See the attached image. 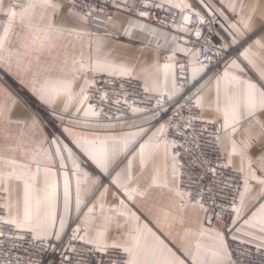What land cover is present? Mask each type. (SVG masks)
<instances>
[{
	"label": "snow or ice",
	"instance_id": "obj_1",
	"mask_svg": "<svg viewBox=\"0 0 264 264\" xmlns=\"http://www.w3.org/2000/svg\"><path fill=\"white\" fill-rule=\"evenodd\" d=\"M171 7L179 8L181 12L185 9L191 10L189 4L181 0L180 3H171L167 0ZM204 3L206 7V0H199ZM141 7L135 8L127 3V0H113V7L119 12L124 10L134 11L141 17H148L149 12L145 9L149 7L147 0H140ZM152 7L161 8L165 4H154ZM227 7L231 11H236V4L229 3ZM241 12L244 5L243 0L240 4ZM254 12L255 9L253 8ZM97 7L88 3V0H25V3L19 4L16 0H0V15L4 16L5 23L0 31V54L7 52L8 56L0 55V63H11L13 55L18 57L17 66L20 65L21 60L25 56H31L32 52L37 53L47 51L49 54L57 48L56 41L65 35L83 34L91 37L92 32L87 27L91 22L96 20ZM223 15V13H220ZM200 16V12L195 13ZM188 15L183 16L185 24L189 21ZM111 22V17L103 23ZM251 16L247 19L241 17L239 23L243 25L245 30H250ZM19 25L24 31L22 33H15V27ZM99 26V25H97ZM175 26V25H174ZM139 27L146 28V24H140ZM231 28L239 35H243L241 29L236 24H232ZM181 31H186V28L181 27ZM152 31H155L152 29ZM13 34L17 37V47L15 50L9 47L11 37ZM127 34V29L125 30ZM196 35L199 36L200 32L197 31ZM237 40L234 38L233 43ZM255 46L264 50V42L256 40ZM23 49V51H21ZM188 53H192L198 58V52L193 50L181 49ZM252 53V46L244 50L241 55L249 60V64L253 68L258 65L254 60L249 59ZM36 60L39 61L40 57L37 55ZM58 54L52 57L48 66L38 69L32 75L31 87L34 92L39 95V98L46 104L52 106L55 112L57 109L54 107L57 101L63 99L60 111L69 115H73L76 119L82 114L84 117L99 116L100 112L94 110V106L89 104L87 108L84 107L85 101L89 100L90 93L94 89L95 95L101 102L108 100L109 93L102 88L96 87V80L102 74L109 77H116L118 75L130 74L132 69L123 64H116L111 62L107 55H101V45L97 43L87 58L81 53L80 57L73 58L71 67L56 68V60ZM172 59L171 56L168 57ZM64 65H67V56L64 59ZM170 65H164V85H168V69ZM183 67V66H181ZM230 68L238 69L240 73L244 69L233 60L229 66ZM27 71V69H26ZM59 71L61 74L55 78L51 75L52 72ZM205 69L203 67L193 69V74L202 73ZM45 73L43 77L41 73ZM91 77V78H90ZM111 81H105V85L110 84ZM78 91H74L77 88ZM123 86L121 85V88ZM176 77H172V88L175 90ZM145 92L150 89L145 86ZM196 108L201 109L203 113L205 98L197 94ZM119 99L115 103L119 104ZM209 108L216 114V118L206 121L208 124L216 125L217 120L222 118V123L216 128L213 133L214 142L221 146L222 150L226 151L228 162L225 164L217 165L220 168H228L233 166V158H239V167L234 168V171L240 173L242 180L243 191L237 189L238 195L231 201V211L236 215L231 219V226L228 224H221L220 228L211 231L204 229L199 230L197 235L203 237L208 236L210 240L209 245H203L199 240L195 243L194 248L184 247L180 251L185 258L177 255V252L170 248L163 240H161L155 233L148 229L147 225L143 229L136 227L125 233L127 240L126 244L105 242V233L107 232V225L113 220L112 217L103 218V230H96L95 235L91 238L88 237L87 232L85 235L77 236L76 233L80 232V228L74 229V235L71 237L68 252H75L76 248L72 245L71 241L79 240L85 245H93L94 251L106 252L109 247L121 249L127 253L128 259L124 264H235L231 259V252L228 250L225 241V231L232 236V239L238 240L240 243L258 242L257 249L264 248V67L259 68V77L257 80L247 78L243 75H237L226 69L221 76L216 77V86L214 95L208 101ZM74 108V112L70 111ZM132 112L141 111L137 108H132ZM2 115V113H0ZM190 119L183 124L168 122L161 124L156 132L149 137L148 141L139 145L138 155L140 157V165L143 169L147 163V159L151 158L154 154L162 152L167 158L171 155L173 161L176 160V154L171 153L170 149L177 146L175 139L169 140L164 138L166 131L169 128L174 130V134L183 137L184 133L182 128H193V121L197 116L189 113ZM203 119V115L199 117ZM183 119V117H181ZM9 122H11L9 120ZM61 124L64 123L62 117ZM72 126H75L74 124ZM206 130V129H205ZM146 129L141 128L139 132L125 134L122 138L115 137L109 139H94L89 140L83 137H75L70 134L69 127H63L62 134L68 135L71 143L74 144L83 154L90 159L103 173H108L110 163L114 160L118 152H124L129 148L136 137L140 133L145 132ZM197 139L194 135L193 140ZM46 140L50 146L54 145L55 149L48 156L49 164H55V158H59V167L64 169L66 167V159L71 160L73 171L79 173L81 171L80 163L71 147L67 143H63L59 136L52 134L51 138ZM181 147L183 145H180ZM147 150V156H146ZM39 151L47 152V149H39ZM64 153H67L65 157ZM23 155V152H22ZM0 163L12 166V171L4 172L0 169V193L6 197L3 203H0V210H3L6 215L0 216V238L15 239L22 241L25 236L22 233L30 234L33 241H43L49 237L54 236L57 240L61 238V231L65 226L64 217H60V230L53 231L56 222V197L55 185L49 184L45 180V187L43 196L40 195L39 189L36 187V176L41 171V161L37 160L36 155L28 157L26 160H17L14 157L0 156ZM207 170L213 174L216 172L215 167H210L209 161L202 162ZM36 165V172H32L31 165ZM132 161L129 160L126 170L122 173H117L116 177L112 179V184L116 185L123 194L132 200L133 192L135 189L129 190L127 183L121 182V175L126 171V179L128 182L132 180L131 174ZM44 172L55 175L51 167L45 166ZM87 173L84 176L87 177ZM64 209L68 211L69 206V180L68 173H64ZM180 177L181 173L177 170V165L173 164L172 184L169 185V180L165 176L163 181H160L158 174L152 177V183L148 187H164L169 191L174 192L180 198L181 206L185 203H194L207 212L204 206L205 199L209 200L211 204H215L217 194L212 188H208L207 192L203 187L197 185L193 187L192 183L186 185L189 191L180 190ZM191 181L194 179L191 175L188 177ZM18 181L22 184V208L18 200L13 205L11 200V191L7 186V182ZM92 183H99V180H93ZM226 188L231 187L230 182L225 183ZM80 184L77 182L76 189V209L80 210L82 203L80 196ZM105 193L108 189L105 188ZM250 193H255L253 196V203L246 205V200ZM144 195V192L140 193ZM187 198V199H186ZM237 200L239 203L237 204ZM119 205L127 207L124 200H119ZM100 210H104V205H99ZM15 208V210H14ZM96 205L88 208V214H92ZM117 211V209H112ZM223 211V209H222ZM118 215L131 216L132 219L138 221L139 217L136 214L128 212H118ZM223 220V217H221ZM87 217L85 223H87ZM9 226V232L6 234L2 228ZM118 228L124 225L117 223ZM133 232L135 234H133ZM147 233V234H145ZM151 237V241H149ZM19 244H14L13 248L19 247ZM211 257V260L208 257ZM61 264H73V258L62 254ZM75 264H83L79 258L75 260ZM112 264H119L118 261H113Z\"/></svg>",
	"mask_w": 264,
	"mask_h": 264
},
{
	"label": "crops",
	"instance_id": "obj_2",
	"mask_svg": "<svg viewBox=\"0 0 264 264\" xmlns=\"http://www.w3.org/2000/svg\"><path fill=\"white\" fill-rule=\"evenodd\" d=\"M151 1L154 3L167 2V0ZM180 2L181 0H171V3ZM183 2L189 4L190 7H199L218 19V31L221 37L229 45L235 44L233 43L234 38L237 40L236 43H240L237 57L231 59L216 71L209 70L197 62L195 55L181 51V49H192L178 43L173 31L156 27L149 22L130 17L123 12H117L111 17V22L105 23V26L119 32L120 36L107 33L100 35L92 33L91 37L76 33L70 36L65 35L56 41L57 48L51 54L47 51L40 53L33 51L30 57L25 56L21 60L19 66H17L18 57L16 55L12 56L10 64L0 63V113H2L0 115V156L26 160L35 154L37 160L41 161V171L36 176V187L39 189L40 195L43 196L45 180L49 184L55 185L57 218L53 228L54 232L61 231L60 217H64L65 226L61 231V235L74 221L84 230V234L87 232L88 237L91 238L95 235L96 230H103V218L112 217L113 220L108 223V230L105 233L106 243L126 244L129 241L124 235L125 233L136 227L143 229V226L147 225L148 229L176 251L177 255H181L182 258L187 260V257H184L180 251L182 248H194L198 240L203 245L211 243L207 235L200 237L196 234L202 227L211 231L220 228V223L208 207L205 206L207 212L191 202L185 203L182 207L180 198L174 192L169 191L168 188L148 187L152 183L154 174H158L160 181H163L166 176L171 186L173 164H176L171 155L165 158L164 154L160 152L148 158L145 167L141 168L138 155L139 145L148 141L157 128L164 124L161 120H156L158 115L156 111L132 112L128 116L111 120H101L98 116L84 117L82 114L76 119L73 115L60 111L63 99L55 103L54 107L57 111L54 112L52 106L42 101L31 87L32 75L38 69L48 66L53 56L58 54L55 65L57 69L62 66L65 68L71 67L73 58L78 59L81 53L87 58L99 43L102 56L107 55L111 62L123 64L132 69L130 74L120 76L137 78L142 81L144 87L147 85L150 92L163 93L171 97L178 93V87L175 90L172 88V77L175 75L176 66L183 57H187L190 61L189 78L195 84L196 96L198 94L205 98L202 114L206 119H215L216 114L210 110L208 101L214 95L216 77L221 76L228 69L232 73L246 76L255 81L259 77V68L264 67V50L257 48L254 43L256 40L264 42V0H243L244 8L242 12L240 8L241 0H206L207 5H210L211 8L206 7L199 0H183ZM232 2L236 4V11H231L227 7ZM5 3L7 4L8 0H5ZM253 8L255 9L254 12L252 11ZM221 12L223 15L220 14ZM249 16H251L250 30H245L239 21L241 17L247 19ZM5 19L4 16L0 15V31H2ZM142 23L148 27H139ZM232 24H236L244 34L239 35L236 33L231 28ZM87 27L90 30V25ZM126 29L127 34H125ZM152 29L155 31H152ZM23 31L24 29L19 25L15 27V33H22ZM249 46H252V53H255V56L250 54L249 59L255 61L258 65L257 68H253L249 64V60L241 55ZM9 47L13 50L17 47L15 34L11 37ZM0 55L7 57L8 53L5 52ZM37 55L40 57L39 61L35 58ZM66 56L68 63L64 65L63 62ZM169 56L172 57L171 60L168 59ZM233 60H236L237 64L244 69L243 73H240L238 69L229 67ZM165 64L170 65L167 87L164 85ZM199 67H203L205 71L194 75L193 69ZM60 74L59 71L51 73L54 78ZM43 75L45 73L42 72L41 76L43 77ZM74 91H78V85ZM89 104H91L90 99L85 101L84 107L87 108ZM70 111L74 112V108ZM61 117L64 121L63 124L60 122ZM220 123H222V118L217 120L218 126ZM73 124L75 126H72ZM63 127H69L70 134L75 137H83L89 140L109 139V142H111L110 138L112 137L120 139L125 134L139 132L141 128L147 131L146 133H140L126 151L118 152L109 165L108 173H103L80 149L71 143L68 135L62 134ZM52 134L59 136L63 143H67L72 148L80 163L81 171L79 173L73 171L71 160L66 159L64 169L59 167V158H55V164H49L48 156L54 152L55 146H50L46 137L50 139ZM41 148L48 151H39ZM221 151L227 158L226 151L222 148ZM64 155L67 157V153H64ZM129 160L132 161V180L131 182L127 181L125 171L121 175V182L127 183L129 190L135 189L132 200H129L111 182L117 173L126 170ZM239 163V158L234 157L233 166L235 168L239 167ZM45 166L51 167L55 175L48 174L46 176L43 170ZM31 168L32 172L35 173L36 165L32 164ZM0 169L4 172H10L12 166L0 163ZM65 172L68 173L69 180V206L67 212L64 209ZM84 173L88 174L87 177L84 176ZM93 180H99V183L94 184L92 183ZM78 181L82 200L79 211L76 209ZM7 186L11 191L13 205L19 200L22 208V184L18 181H10L7 182ZM105 188L108 189L107 193L104 191ZM141 192H144V195H141ZM254 195L255 193L248 195L246 205L253 203ZM5 199L4 195L3 202ZM119 200H124L127 207L119 205ZM100 204L104 205L103 211L100 210ZM93 205H96L94 212L88 214V208L93 207ZM112 209H117V211H112ZM118 212H134L139 220L132 219L130 215L127 217L118 215ZM86 217L87 223H85ZM117 223L124 225V227L118 228ZM133 234L135 233L133 232ZM149 241H151V237H149ZM250 243L257 244L258 242ZM208 259L211 260V257L209 256ZM188 264H191L190 260Z\"/></svg>",
	"mask_w": 264,
	"mask_h": 264
},
{
	"label": "built area",
	"instance_id": "obj_3",
	"mask_svg": "<svg viewBox=\"0 0 264 264\" xmlns=\"http://www.w3.org/2000/svg\"><path fill=\"white\" fill-rule=\"evenodd\" d=\"M24 1L16 0L19 4H23ZM88 3L97 7L96 20L89 24L90 31L98 35L107 33L120 36L119 32L107 28L103 23L118 12L113 7V0H88ZM127 3L135 8L142 6L140 0H129ZM147 3L149 7L145 10L149 12L148 17L141 18L134 11L119 12L142 19L156 27L173 31L176 41L198 52L197 62L209 70L216 71L237 57L240 43L229 45L219 34L218 19L203 9L192 6L191 10L185 9L181 12L179 8L171 7L168 2L163 3L165 4L163 9L152 7L154 4L161 3H154L151 0H147ZM196 12H200L201 15L196 16ZM184 15L190 17L186 24L183 20ZM181 27L186 28V31H181ZM197 31L200 32L199 36L196 35ZM189 67L190 61L187 57H183L178 62L174 75L178 93L171 97L163 93L145 92L142 81L137 78L120 75L109 77L102 74L96 80V87L109 93L108 100L101 102L95 95L94 89L89 99L95 111L100 112L98 118L101 120L128 116L132 113L133 107L141 111H156L158 114L156 120H161L164 124L168 122L183 124L190 119L189 113L197 116V119L193 121V128L181 129L184 133L183 137L174 134L172 128L165 133V138L175 139L177 142V146L171 148V153L176 154L177 170L181 173L180 190L189 191L190 189L186 187L189 183H192L193 187L197 185L203 187L205 192L208 188H212L217 194L216 203L211 204L205 199L204 206L213 210L220 225L223 223L231 226V219L236 215L231 211V201L238 195L236 190L243 189L241 174L234 171V166L217 167L227 163L228 160L221 151L220 145L214 142L213 133L218 125L206 123L209 119L204 116L203 119L199 118L203 114L201 109L195 107L196 88L189 78ZM105 81H111V83L106 86ZM117 99L120 101L119 104L115 103ZM194 135L197 137L195 140H193ZM203 161L211 162L209 166L216 168L215 174L207 170ZM190 175L194 177L191 181L188 179ZM226 182L231 183L230 188L225 187ZM3 196L4 194L0 193V203H3ZM4 215L6 213L0 210V216ZM77 227L80 228V232L76 235H85L84 230L72 221L59 240L51 237L42 242L33 241L31 235L26 233H22L25 236L22 241L0 238V264H61L62 254L72 257L73 264L77 258L83 264H112L113 261L124 264L127 260V253L121 249L109 247L106 252L94 251L93 245H85L79 240L71 241L76 251L69 253L68 245L74 235L73 230ZM2 230L7 234L9 226H3ZM224 231L231 259L235 264H264V248L258 250L256 244L240 243L227 234V229ZM14 244L20 246L13 248Z\"/></svg>",
	"mask_w": 264,
	"mask_h": 264
},
{
	"label": "water",
	"instance_id": "obj_4",
	"mask_svg": "<svg viewBox=\"0 0 264 264\" xmlns=\"http://www.w3.org/2000/svg\"><path fill=\"white\" fill-rule=\"evenodd\" d=\"M211 212L213 213V210H211Z\"/></svg>",
	"mask_w": 264,
	"mask_h": 264
}]
</instances>
